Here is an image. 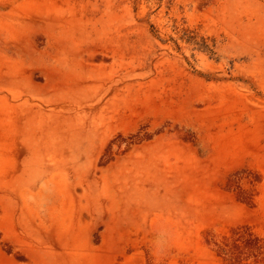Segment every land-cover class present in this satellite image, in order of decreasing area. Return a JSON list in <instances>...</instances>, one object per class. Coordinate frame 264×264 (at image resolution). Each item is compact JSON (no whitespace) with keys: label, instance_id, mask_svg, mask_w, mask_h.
<instances>
[{"label":"rangeland","instance_id":"374dc122","mask_svg":"<svg viewBox=\"0 0 264 264\" xmlns=\"http://www.w3.org/2000/svg\"><path fill=\"white\" fill-rule=\"evenodd\" d=\"M78 61L103 73L66 77L57 92L37 89L52 65L80 68ZM98 76L130 85L133 103L149 87L154 99L178 100L174 117L137 116L134 127L119 117L116 124L135 131L112 141L170 126L195 128L206 150L222 146L223 179L210 184L211 208L223 212L211 213L210 227L171 230L166 239L128 230L127 241L149 243H109L124 230L101 228L100 243L84 251L99 248V264H264V0H0V196L11 195L18 168L35 163L29 157L43 156L39 142L75 141L76 121L86 127L97 119L72 108L79 86L97 88ZM186 97L184 109L209 110L205 119L180 115ZM103 152L114 150L107 144Z\"/></svg>","mask_w":264,"mask_h":264},{"label":"crops","instance_id":"0c3cea01","mask_svg":"<svg viewBox=\"0 0 264 264\" xmlns=\"http://www.w3.org/2000/svg\"><path fill=\"white\" fill-rule=\"evenodd\" d=\"M110 78L98 76L97 88L79 86L82 95L72 108L77 117L97 119L86 127L76 121L81 135L75 141L39 142L43 156L29 157L35 163L18 168L22 177L11 195L0 196V264H99V248L84 251L100 243L96 230H127L109 243H149L127 241L128 230H157L162 236L156 238L166 239L171 230L210 227L211 213L223 212L211 208V190L223 179L222 146L206 150L191 134L195 128L170 126L144 128L147 136L131 143L112 141L135 131L116 124L119 117H174L178 100L154 99L149 87L133 103L131 86ZM107 144L114 152L101 157Z\"/></svg>","mask_w":264,"mask_h":264},{"label":"bare ground","instance_id":"6f19581e","mask_svg":"<svg viewBox=\"0 0 264 264\" xmlns=\"http://www.w3.org/2000/svg\"><path fill=\"white\" fill-rule=\"evenodd\" d=\"M42 59H43L42 55H35L33 57V60L36 61L37 63H39ZM77 64L80 65V68L76 66L60 68L57 65H52V68L54 69V71L46 70L47 71L46 85L42 87H37V89L53 90L54 92H57L61 88H64V84L61 80L66 77L75 75L78 78H80V80H82V79H87V78H94L96 73L99 72V70H97L96 67H90L85 62L78 61ZM187 101H189V98L187 97L182 98V99L180 98V109H179L180 115L185 116L186 118H190L194 115L196 118L205 119L206 117L205 114L208 113L209 110H205V112L203 111L191 112L190 109H184L186 108L185 103ZM120 121L127 127H134L137 124V116L136 115L125 116V117L123 116L121 117ZM200 125L209 126V124H207L206 121H204V123H200Z\"/></svg>","mask_w":264,"mask_h":264}]
</instances>
